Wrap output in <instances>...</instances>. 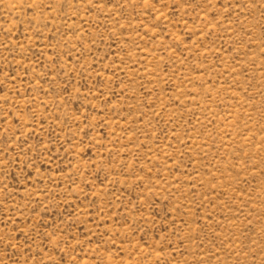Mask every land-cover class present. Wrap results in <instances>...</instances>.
<instances>
[{
  "label": "rangeland",
  "instance_id": "obj_1",
  "mask_svg": "<svg viewBox=\"0 0 264 264\" xmlns=\"http://www.w3.org/2000/svg\"><path fill=\"white\" fill-rule=\"evenodd\" d=\"M0 264H264V0H0Z\"/></svg>",
  "mask_w": 264,
  "mask_h": 264
}]
</instances>
